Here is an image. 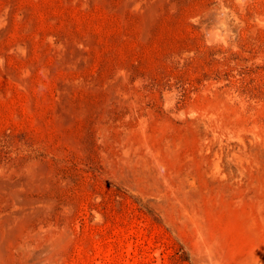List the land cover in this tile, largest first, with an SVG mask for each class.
Segmentation results:
<instances>
[{
    "label": "rangeland",
    "instance_id": "374dc122",
    "mask_svg": "<svg viewBox=\"0 0 264 264\" xmlns=\"http://www.w3.org/2000/svg\"><path fill=\"white\" fill-rule=\"evenodd\" d=\"M0 264H264V0H0Z\"/></svg>",
    "mask_w": 264,
    "mask_h": 264
}]
</instances>
